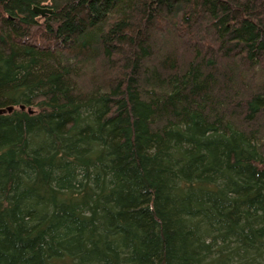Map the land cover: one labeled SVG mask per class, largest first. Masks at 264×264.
<instances>
[{
  "label": "trees",
  "instance_id": "obj_1",
  "mask_svg": "<svg viewBox=\"0 0 264 264\" xmlns=\"http://www.w3.org/2000/svg\"><path fill=\"white\" fill-rule=\"evenodd\" d=\"M0 264H264V0H0Z\"/></svg>",
  "mask_w": 264,
  "mask_h": 264
},
{
  "label": "water",
  "instance_id": "obj_2",
  "mask_svg": "<svg viewBox=\"0 0 264 264\" xmlns=\"http://www.w3.org/2000/svg\"><path fill=\"white\" fill-rule=\"evenodd\" d=\"M35 12L43 17H46L47 15L51 14L53 11L49 8H41V7H35ZM9 110H12V107L9 108Z\"/></svg>",
  "mask_w": 264,
  "mask_h": 264
}]
</instances>
